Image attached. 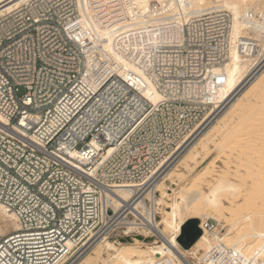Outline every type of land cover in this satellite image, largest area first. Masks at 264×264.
I'll list each match as a JSON object with an SVG mask.
<instances>
[{
  "label": "built area",
  "instance_id": "1",
  "mask_svg": "<svg viewBox=\"0 0 264 264\" xmlns=\"http://www.w3.org/2000/svg\"><path fill=\"white\" fill-rule=\"evenodd\" d=\"M123 8V0H83L82 9L79 0H30L0 18V205L19 224L0 239V264L74 261L108 229L125 233L127 220L117 221L103 194L142 187L217 104L225 72L213 70L228 60L231 13L150 21L109 54L94 41L96 25L131 20ZM243 42V53L254 52ZM152 81L158 102L146 94ZM216 253L206 264H243L239 251Z\"/></svg>",
  "mask_w": 264,
  "mask_h": 264
},
{
  "label": "bare ground",
  "instance_id": "2",
  "mask_svg": "<svg viewBox=\"0 0 264 264\" xmlns=\"http://www.w3.org/2000/svg\"><path fill=\"white\" fill-rule=\"evenodd\" d=\"M29 1L30 0H0V18ZM127 1H131L132 4L125 5ZM255 1L259 9L247 3L248 0H123V12L125 11V14L129 16L133 14L135 17L132 15L131 20L127 18L124 19L123 17L121 21H114L110 25H96L97 38L94 41L100 43L109 54H113L112 50L115 48V43L119 38L122 37L118 44L128 48L130 44L129 34L146 28L150 21H152V23H157L159 18L162 19L166 17L167 19L169 16H178V22L180 23L181 20L183 23L184 20L182 16L188 19L193 11L205 12L207 10L224 9L231 13L230 40L232 45L226 63L221 67H214L213 72L215 74L223 71L225 72V79L221 85L214 89L213 94L216 98L215 103L217 104L207 115L205 120L200 123L193 132L184 139L175 152L152 173V176L147 179L142 187L137 188L135 184L116 185L113 190H107L106 194H103L102 200L104 204H111L113 206L116 215H118L117 221L127 220L122 223L124 224L125 233L121 231V233H117L116 237L111 238L108 235V229L99 236L94 237L91 244L86 247L84 252H82L76 260L71 261L70 255L66 254L57 264H67L68 262H70V264H101L106 261H117V264H157L156 262H167V264H206L208 256H211L214 252L224 253L230 250H236L241 253L243 256V264H264V177L260 179L262 174L260 175L258 173V179H255L256 181L253 179L254 182L245 190L243 188L244 185L242 186L228 179L225 174L218 176L213 182L209 181L207 188H205L204 191L201 189L202 192H199L200 188L196 185L195 186L199 190L194 191L197 193L192 191L193 189H190L192 187L190 185L193 184H190L192 179L193 181L197 180L198 183L204 179L203 182H205L207 181L206 178L214 172L209 165L204 167L200 166L203 162L202 160L206 158L211 150L209 148L210 144L215 142L214 138H219L222 132L219 128L221 132L217 135L214 134V122H220V119L224 120L228 116L230 117H228L229 120L238 122L240 120V114L247 113L248 111V115L250 114L249 116L254 115L255 113H251L252 109L254 108L253 111H256V113L257 110L260 109L256 106L257 109L255 110V105H252L255 101L254 96L256 98L260 96L264 98V67L260 68L264 62V9L260 6V3L264 0H252L251 3ZM153 2H156V4H153ZM157 3L160 4V8L156 7V5H158ZM79 5L82 9L83 0H79ZM133 6L140 11L139 16H136ZM256 11L260 14L262 13V20L257 19V16L255 17L256 14L254 15V13ZM159 15H161V17H159ZM174 22L178 23L176 21ZM90 26L93 30V26ZM169 41L171 40L166 36L159 40L153 39L151 47L155 50L158 44ZM240 41H244L243 43H253L255 45L254 52L247 51L243 53L241 48L238 47ZM130 46L132 47L133 44L131 43ZM135 46H137V43ZM250 81L251 85L247 92L237 97L229 106L227 105V108L226 106L224 107V104L232 98L244 84ZM146 94L154 102H158V100L163 97L153 81ZM250 94L251 97H249ZM252 94H254V96ZM261 106H264V104ZM263 108L264 107H261L260 110ZM262 111H264V109ZM222 112H226V117L222 116L223 118H220ZM260 113L262 112L260 111ZM259 115L260 114L256 115V122H259L261 127H263L262 123H260L262 120H257L259 119ZM263 116L264 114L261 119L264 118ZM251 117L248 119H252V122H248L256 125L253 120L255 116ZM2 122H5V119L0 115V124H2ZM248 122L244 125L250 126V130H252L253 125L248 124ZM262 122H264V120ZM220 124L224 128L228 127L226 121H222ZM248 126H245V128ZM262 129L264 130V128ZM242 131L246 132L247 130ZM252 131L250 132L251 134ZM247 132L245 135L250 134ZM236 133H234V136H231L233 138L236 137ZM239 135L240 133L238 136ZM229 139L233 140L231 137ZM243 139L245 140L244 137ZM243 139L240 141L239 138H237V140H239L237 141L234 138V140L237 141L236 146L239 142H248V138L246 142H243ZM232 142L234 143V141ZM254 144L255 143H253V146ZM224 145L226 146V144ZM263 147L264 146H262V149H259L264 150ZM223 148L226 149V147ZM255 149L254 151L256 152L258 146L257 149ZM246 150L245 148L244 151L240 149V155H242V152L245 153ZM223 154L224 151H222V155ZM252 154L253 152L251 156H254V154ZM240 155L239 157H241ZM257 155H259L257 157H260L262 154L260 153ZM196 158H199V160L195 166H192L191 161L195 162ZM235 159H239L237 161L240 162V158L235 157ZM212 162L215 163L214 161ZM222 163H224V160ZM178 164H183V169L180 171L181 173H178L179 179L181 180L186 176L191 178L188 185L181 186V193L176 191V187L179 186V180L174 177ZM244 164L246 163L244 162ZM213 165L214 164H212V166ZM243 166L240 165V167ZM214 167L215 166H213V168ZM250 167L252 168L254 165H250L249 168ZM260 168L262 171L264 170V168ZM224 172L226 173V171ZM237 174L239 175V173ZM246 174L248 177L249 172ZM251 174L252 173H250V176L255 173ZM242 175L239 177H242ZM250 176L249 179H251ZM247 177L244 178L247 180ZM235 179L239 180V178ZM239 181L241 182V179ZM189 191L191 194H189ZM169 196H172V199H170ZM167 197L169 200H166ZM240 197H242V201L237 203L236 200ZM225 198H228L231 200L229 202L234 204L230 203L231 205L229 207L226 206L224 203ZM137 218H139L141 222H138ZM190 218H198L200 220L202 232L197 240L186 248L180 243L179 238L182 234L184 224ZM207 221H213L215 224L213 230L209 231L204 228V223ZM18 226L19 224L17 223L16 216L11 212H7L0 205V239ZM248 235L254 236V239L251 241L252 247L248 250H243V241L248 239ZM67 245L70 253H73L75 245L72 242H68Z\"/></svg>",
  "mask_w": 264,
  "mask_h": 264
},
{
  "label": "rangeland",
  "instance_id": "3",
  "mask_svg": "<svg viewBox=\"0 0 264 264\" xmlns=\"http://www.w3.org/2000/svg\"><path fill=\"white\" fill-rule=\"evenodd\" d=\"M251 1L252 0H248V2L247 3H250L251 4V6H253V7H255L256 6V9H259L258 7V4L256 3V1L254 2V3H251ZM153 4H156V2H153ZM260 6H262L263 7V9H264V1L263 2H261L260 3ZM258 11H256L255 13H254V15H255V17L257 18V19H259V20H262V18H263V16H262V13L260 14V13H258ZM261 15V16H260ZM255 18V19H256ZM256 19V20H257ZM255 21V20H254ZM261 67H264V62H263V64L260 66V68ZM250 85H251V81L250 82H248V83H246V84H244V86H242L237 92H236V94L232 97V98H230L225 104H224V107L226 106V108L235 100V99H237V97H239V96H241V95H243V93L245 94V92H247V90L250 88ZM264 92V91H263ZM262 92V93H263ZM22 94H24V89L23 88H21L20 89V95H22ZM253 96H254V94H252ZM260 96V95H259ZM249 97H251V94L249 95ZM258 97V96H257ZM242 98H243V96H242ZM254 99H255V101L252 103V105H255L254 107H255V110L257 109V107L258 108H260L261 109V107H264V106H261L262 104H264V100H262V99H264L263 97H258V98H256L255 96H254ZM261 100H262V102H261ZM228 105V106H227ZM257 106V107H256ZM261 106V107H260ZM253 108V107H252ZM254 109V108H253ZM253 109H252V111H251V113H255L254 115H251V116H255L254 118H253V120H254V123H256V125L255 124H251L250 122H252V119L250 120V119H248V118H250L251 116H249L248 115V113H249V111L247 112V113H242V114H240L239 116V121L237 122V121H234V120H229V118L228 117H226V112L224 113V112H222V114H220V118H223V117H226L225 119H227V120H222V119H220L219 121L220 122H218V121H216V122H214V127H215V129L213 130V131H215L214 132V134L215 135H217V134H219L220 132H221V130H222V132L220 133V137L218 138V137H215L214 138V141L215 142H212L211 144H210V146H209V148L211 149L210 150V152L208 153V157L206 156V158H204V160H202L203 162L200 164V166H202V167H204V166H207V165H209V167L211 168V170L212 171H214L212 174H210V176H208L207 178H206V180L207 181H205V182H203L204 181V179H203V181H199V183L197 182V180H194L193 181V179H192V182L190 183V181H191V178L190 177H185V178H182L181 180L179 179V175H178V173H181L180 171H182V169H183V164H181V165H179L178 164V167L176 168V170H175V173L176 174H174V177L176 178V179H178L179 180V186L178 187H176L177 189H176V191L177 192H182V189H181V186H185V185H188L189 183L190 184H194V187H193V184L192 185H190V186H192L190 189L192 190V191H194V190H199L198 188H200V191L199 192H202V190L201 189H203V191H204V189L205 188H207V185H208V183H209V181L210 182H213V181H215V178H218V176H221L222 174L224 175L225 174V176L228 178V179H230V180H232V181H234V182H237V183H239V184H241L242 186H243V188H244V190L245 189H247V188H249L250 186H251V184H252V182H254V180L255 179H258L257 177H258V175L260 174H262L260 177V179H262L263 177H264V170L262 171L261 170V168L260 167H262V168H264V157H262V156H264V150H260V149H262V146H264L263 145V142H264V130L262 129V128H264V122H262L263 120H264V118H262L261 119V117H262V115L264 114L263 112L264 111H262V110H260V109H258L257 110V113L258 114H260L258 117H259V119H257L258 121H260V120H262L260 123H262V126L263 127H261V124H259V122H256V115H258L257 113H256V111H253ZM259 111V112H258ZM260 111L262 112V113H260ZM223 116V117H222ZM249 116V117H248ZM264 117V116H263ZM252 118V117H251ZM226 121V123H228V127H222L221 126V122L222 121ZM248 121H250V122H248ZM246 122H248V124H250V125H253V128H252V130H250L251 129V127L250 126H248V125H244V124H246ZM242 123V124H241ZM218 124V125H217ZM219 124H220V126H219ZM240 124H241V126H243V127H241L240 126ZM216 125V126H215ZM239 125V126H238ZM254 125H255V128H254ZM245 126H248V127H246V128H248V129H246L245 128ZM241 127V129H240V131H239V128ZM250 127V128H249ZM221 130H220V129ZM223 128V129H222ZM260 128V129H259ZM213 129V128H212ZM236 130H237V133H236ZM242 130H247L249 133L252 131V134L250 135H245L246 134V132H243ZM255 130H257V131H255ZM259 130V131H258ZM261 130V131H260ZM263 130V131H262ZM255 131V132H254ZM236 133V135L238 136V134L240 133V137L238 136H236L237 138H239V140L241 141L242 139H243V137L245 138V140L243 139V142H246V140H247V138H248V142H246V143H240L239 142V144L236 146V144H237V141H239V140H237V138L236 137H234L236 140H234V138L231 136V135H233L234 136V133ZM239 132V133H238ZM247 132V133H248ZM231 133V134H230ZM261 133H263V134H261ZM230 134V135H229ZM259 134H261V135H259ZM242 135V136H241ZM254 135V136H253ZM255 135H256V137H255ZM231 137V139H233V140H230L229 138ZM247 136V137H246ZM258 136V137H257ZM240 138H242V139H240ZM227 139H228V141H227ZM250 139V140H249ZM253 139H256V140H253ZM262 139V140H261ZM252 140V141H251ZM232 141H234V143L232 142ZM258 141V142H257ZM261 141V142H260ZM226 142V143H225ZM236 142V143H235ZM216 143V144H215ZM222 143H224V144H226V146L224 145V144H222ZM230 143H231V145H230ZM253 143H255L254 144V146H253ZM260 143V144H259ZM242 144H243V146H242ZM245 144V145H244ZM259 144V145H258ZM262 144V145H261ZM217 145V146H216ZM220 145H221V147H220ZM232 145H233V148H234V150H233V148H232ZM248 145V146H247ZM252 147H251V146ZM255 145H257L258 146V149H257V146H255ZM240 146V147H239ZM244 147L245 148V153L244 152H242V155H240L241 154V152H240V149H241V151L243 150L244 151V148H242V147ZM260 146V147H259ZM223 147H226V149L225 148H223ZM240 149H239V148ZM247 147V148H246ZM253 147H254V149L256 150V152L254 151V149H253ZM220 148H221V150H220ZM264 148V147H263ZM223 149V150H222ZM229 151H228V150ZM239 149V150H238ZM252 150V151H251ZM209 151V150H208ZM222 151H224V154L222 155ZM232 151V152H231ZM221 152V153H220ZM236 152V153H235ZM240 152V153H239ZM250 154H249V153ZM253 152V154H254V156H251V153ZM259 152V153H258ZM263 152V153H262ZM231 153V154H230ZM247 153V154H246ZM262 154L260 157H257V156H259V155H257V154ZM243 154H245V155H243ZM252 154V155H253ZM227 155V156H226ZM239 155L241 156V157H239ZM217 156V157H216ZM249 156V157H248ZM228 157V158H227ZM234 157V158H233ZM235 157L236 158H240V162L239 161H237V160H239V159H235ZM243 157V158H242ZM217 158V159H216ZM247 158V159H246ZM260 159V161H259V159ZM210 159V160H209ZM214 159V160H213ZM199 160V158H196V160H195V162L193 161H191V165L192 166H195L196 165V163H197V161ZM214 161L215 163H213L212 161ZM223 160H224V163H222L223 162ZM254 162H253V161ZM256 160V161H255ZM259 162H258V161ZM261 160H263V161H261ZM207 161H209V162H207ZM206 162V163H205ZM239 162V163H238ZM244 162L246 163V164H244ZM257 162V163H256ZM218 163V164H217ZM241 163V164H240ZM251 163V164H250ZM263 163V164H262ZM203 164V165H202ZM212 164H214L213 166H215L214 168H213V166H212ZM223 164V165H222ZM235 166H234V165ZM244 166H243V165ZM211 165V166H210ZM240 165L241 166H243V167H240ZM246 165V166H245ZM250 165H254V167H250L249 168V166ZM263 165V166H262ZM180 166V167H179ZM239 168H238V167ZM259 166V167H258ZM248 167V168H247ZM235 168H237V169H235ZM242 168V169H241ZM246 168V169H245ZM198 169H199V167H198ZM228 169V170H227ZM230 169H231V171H230ZM239 169V170H238ZM248 169V170H247ZM250 169V170H249ZM245 172H244V171ZM255 170V171H254ZM224 171H226V173L224 172ZM230 171V172H229ZM235 173H234V172ZM237 171H239V172H237ZM224 172V173H223ZM249 172V174H248V177H247V174L246 173H248ZM262 172V173H261ZM228 173V174H227ZM237 173H239V175L237 174ZM250 173H255V174H257V175H255V174H251L252 176H250ZM259 173V174H258ZM243 174V175H242ZM212 175V176H211ZM236 175H238V176H236ZM240 175H242V177H239ZM191 176V175H190ZM230 176V177H229ZM247 177V180H246V178H244V177ZM249 176H250V178L251 179H249ZM235 178H239V180L241 179V182L239 181V180H237V179H235ZM242 178H244V179H242ZM254 179V180H253ZM259 179V180H260ZM202 180V179H201ZM256 181V180H255ZM245 182V183H244ZM202 183V184H201ZM248 184V185H247ZM198 187H196V186ZM194 192H196V191H194ZM193 192V193H194ZM198 192V193H199ZM197 193V192H196ZM189 194H191V192L189 191ZM169 198L170 199H172V196H169ZM169 198L167 197L166 198V200H169ZM226 199V200H225ZM224 199V203H225V205L226 206H230L231 204H234V203H232V202H229V201H231V200H229L228 198H225ZM242 201V197H240L239 199H237L236 200V202L237 203H240ZM231 203V204H230ZM236 204V203H235ZM213 222V221H212ZM226 228H227V226H226ZM13 230H11L10 232H9V234L12 232ZM117 233H121V230H117L116 232H114L113 234H111L110 235V237L111 238H114V237H116V235H117ZM6 235H8V233L6 234ZM5 235V236H6ZM4 237V236H3ZM254 236H252V235H248V239L246 240V241H243V245H244V247H242V249L243 250H248V249H250L251 247H252V244H251V241H252V239H254L253 238ZM2 238V237H1ZM184 245H185V247L187 248V243H184ZM189 247V246H188ZM128 254H129V252H128ZM108 259V258H107ZM106 259V260H107ZM118 262L117 261H106V262H104V263H101V264H117Z\"/></svg>",
  "mask_w": 264,
  "mask_h": 264
},
{
  "label": "water",
  "instance_id": "4",
  "mask_svg": "<svg viewBox=\"0 0 264 264\" xmlns=\"http://www.w3.org/2000/svg\"><path fill=\"white\" fill-rule=\"evenodd\" d=\"M201 232L202 229L200 227V220L198 218H190L183 226L179 241L184 247V243L191 246L197 240Z\"/></svg>",
  "mask_w": 264,
  "mask_h": 264
}]
</instances>
